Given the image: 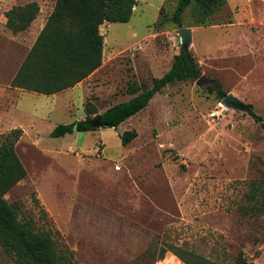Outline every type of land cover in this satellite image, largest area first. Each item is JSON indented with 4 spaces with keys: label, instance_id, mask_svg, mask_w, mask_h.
<instances>
[{
    "label": "rangeland",
    "instance_id": "obj_1",
    "mask_svg": "<svg viewBox=\"0 0 264 264\" xmlns=\"http://www.w3.org/2000/svg\"><path fill=\"white\" fill-rule=\"evenodd\" d=\"M30 1L55 0H0L1 86L25 58L17 35L31 26L13 32L4 13ZM176 3L137 0L128 21L102 25V66L84 91L64 96L65 106L55 103L41 114L44 122H35L37 131L15 144L26 175L4 198L72 250L75 264H186L171 251L155 260L161 246L217 264H235L239 253L264 264V216L244 212L250 183L264 181V126L248 112L264 118V0H225L207 24H197L189 6L183 26L170 19ZM180 27L194 28L189 49L199 79L167 84L116 128L50 136L51 126L84 118L87 100L102 112L132 97L134 85L150 86L179 51ZM209 86L247 109L221 103ZM21 103L30 107L32 100L27 95ZM133 129L136 136L122 144L120 134ZM0 264H14L1 248Z\"/></svg>",
    "mask_w": 264,
    "mask_h": 264
},
{
    "label": "trees",
    "instance_id": "obj_2",
    "mask_svg": "<svg viewBox=\"0 0 264 264\" xmlns=\"http://www.w3.org/2000/svg\"><path fill=\"white\" fill-rule=\"evenodd\" d=\"M225 0H177L170 17L179 26L182 14L189 6L197 10V24L211 22V16ZM137 0H55L53 10L39 32L34 44L11 79L10 85L18 88L50 94L72 86L98 68L103 56V34L100 26L108 22H126L130 19ZM39 11L36 1L15 5L4 14L6 26L13 32L24 30ZM201 70L189 48L180 45L174 54L170 68L159 77L152 78L151 85L138 91L128 100L115 103L102 112L87 100L84 118L70 123H58L50 131L57 137L77 131H89L98 114L100 126L116 128L121 122L145 108L153 95L174 81L195 80ZM222 99L226 93L220 87L209 86ZM248 112L260 120L264 118L252 109ZM22 129H8L0 135V248L14 264H75L74 252L53 237L50 230L38 229L30 217L21 215L18 201L9 202L4 195L26 175V168L15 151V144ZM136 131L125 130L120 134L122 144H127ZM249 205L244 212L264 216V181H252L246 193ZM171 251L186 264H217L193 251L180 246H161L155 260L163 259ZM235 264H249L239 253Z\"/></svg>",
    "mask_w": 264,
    "mask_h": 264
},
{
    "label": "crops",
    "instance_id": "obj_3",
    "mask_svg": "<svg viewBox=\"0 0 264 264\" xmlns=\"http://www.w3.org/2000/svg\"><path fill=\"white\" fill-rule=\"evenodd\" d=\"M55 3V1H54ZM39 11L37 13V16L35 19L31 22V26L29 27V30L19 33L17 36L19 37L20 45L26 46L27 49L25 51L26 56L29 49L34 44L39 32L42 30L43 26L45 25V22L47 21V18L51 11L53 10V5L48 4H41L39 3ZM2 13V12H1ZM3 14V13H2ZM247 22V19L243 21H239L241 24H245ZM106 23L102 24L105 25ZM101 25V26H102ZM33 26V28H32ZM101 26H100V33L101 32ZM33 30H31V29ZM192 30V38H193V32L194 28L190 27ZM104 38H103V54L105 51V44H104ZM104 56V55H103ZM24 59V58H23ZM22 59V61H23ZM21 61V62H22ZM21 63L18 64L17 69L19 68ZM102 66V62L98 68H96L93 72H91L87 77L83 78L82 80L76 82L72 86H69L67 88H64L62 90H58L56 92L45 94L40 93L32 90H26L22 88H18L15 86H11L10 82L13 76L15 75L17 69L15 72L11 75L9 78L8 84L6 86H1L0 84V129H13V128H20L22 129V134H27V131L30 129V132L33 131L35 128V122H44V120H41V114L44 112H51V109L55 105V103L63 102L65 106L64 96H69V94H72L74 92H83L84 89L82 86L86 82V80L94 74L100 67ZM31 94V95H30ZM27 95L30 96L32 100V105L30 107L25 106L23 103H21L24 99H27ZM61 96L63 99L61 101H57L58 97ZM46 98V102L44 103L45 111H39L38 107L41 106L44 102V99ZM51 105V108H50ZM63 106V110H64ZM28 107V108H27ZM43 110V109H42ZM21 116V117H31L32 122L29 124H23L16 122L18 120H15V116ZM70 123V122H68ZM54 126L48 129H53ZM112 128V127H111ZM37 131V130H34ZM50 133V132H49ZM21 134V136H22ZM20 136V137H21Z\"/></svg>",
    "mask_w": 264,
    "mask_h": 264
},
{
    "label": "water",
    "instance_id": "obj_4",
    "mask_svg": "<svg viewBox=\"0 0 264 264\" xmlns=\"http://www.w3.org/2000/svg\"><path fill=\"white\" fill-rule=\"evenodd\" d=\"M178 34L180 37V43L183 47L189 48L192 43V30L190 27H180L178 30ZM200 78V77H199ZM198 78V79H199ZM221 103L225 105H230L234 108L238 109H247V105H245L240 99L235 97L232 93H226V95L221 99ZM95 122L94 125L100 126V121L98 118V114H95ZM74 130H76V124L73 126Z\"/></svg>",
    "mask_w": 264,
    "mask_h": 264
},
{
    "label": "built area",
    "instance_id": "obj_5",
    "mask_svg": "<svg viewBox=\"0 0 264 264\" xmlns=\"http://www.w3.org/2000/svg\"><path fill=\"white\" fill-rule=\"evenodd\" d=\"M215 114H216V111H215V110H213V111H211V112H210V114H209V115H210L211 117H214V116H215Z\"/></svg>",
    "mask_w": 264,
    "mask_h": 264
},
{
    "label": "bare ground",
    "instance_id": "obj_6",
    "mask_svg": "<svg viewBox=\"0 0 264 264\" xmlns=\"http://www.w3.org/2000/svg\"><path fill=\"white\" fill-rule=\"evenodd\" d=\"M108 128H110V127H108Z\"/></svg>",
    "mask_w": 264,
    "mask_h": 264
}]
</instances>
